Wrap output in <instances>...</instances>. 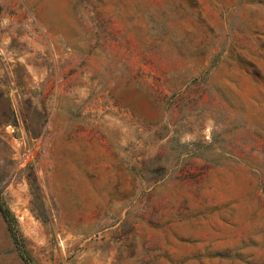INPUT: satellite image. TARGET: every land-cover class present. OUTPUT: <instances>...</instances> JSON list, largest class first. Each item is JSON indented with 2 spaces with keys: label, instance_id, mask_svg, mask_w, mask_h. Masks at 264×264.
Returning a JSON list of instances; mask_svg holds the SVG:
<instances>
[{
  "label": "rangeland",
  "instance_id": "1",
  "mask_svg": "<svg viewBox=\"0 0 264 264\" xmlns=\"http://www.w3.org/2000/svg\"><path fill=\"white\" fill-rule=\"evenodd\" d=\"M0 264H264V0H0Z\"/></svg>",
  "mask_w": 264,
  "mask_h": 264
},
{
  "label": "trees",
  "instance_id": "2",
  "mask_svg": "<svg viewBox=\"0 0 264 264\" xmlns=\"http://www.w3.org/2000/svg\"><path fill=\"white\" fill-rule=\"evenodd\" d=\"M0 211H1L2 215H3L6 219L9 218L10 214H9V210L7 209V207H5V206H3V205L0 204Z\"/></svg>",
  "mask_w": 264,
  "mask_h": 264
}]
</instances>
